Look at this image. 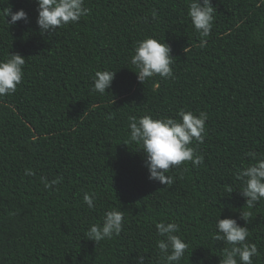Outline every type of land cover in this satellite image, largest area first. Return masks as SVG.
Here are the masks:
<instances>
[{
    "label": "trees",
    "instance_id": "16d2710c",
    "mask_svg": "<svg viewBox=\"0 0 264 264\" xmlns=\"http://www.w3.org/2000/svg\"><path fill=\"white\" fill-rule=\"evenodd\" d=\"M189 3L84 0L88 14L51 36L39 33L36 0L0 3L28 14L13 25L0 15V59H26L16 91L0 97V264H163L160 221L180 225V264H219L229 247L213 239L219 217L248 228L253 262L264 264V199L248 209L236 176L255 163L250 152L264 154V0H211L203 48ZM147 37L170 45L173 77L137 80L130 58ZM97 70L116 71L103 95L91 90ZM182 109L208 114L204 142L190 145L204 161L171 168L174 183L163 185L148 178L139 145L124 144L128 118L178 119ZM85 193H95L94 208ZM114 208L121 233L86 239ZM241 211L251 212L247 222Z\"/></svg>",
    "mask_w": 264,
    "mask_h": 264
},
{
    "label": "clouds",
    "instance_id": "9594fccd",
    "mask_svg": "<svg viewBox=\"0 0 264 264\" xmlns=\"http://www.w3.org/2000/svg\"><path fill=\"white\" fill-rule=\"evenodd\" d=\"M7 0H0L6 3ZM38 16L36 23L41 35H53L58 28H63L70 23H78L81 17L86 16L89 9L84 7V0H36ZM0 15L6 18L8 25L16 24L20 20L27 22L28 14L19 9L15 12L12 8H0ZM155 12L153 18H155ZM188 15L191 23L200 37L201 48L206 46V39L211 34L214 20V8L211 0H190ZM11 19H7V17ZM188 47L184 52H188ZM173 56L171 47L165 40L155 37H147L137 42L130 63L135 67L137 80L144 84L147 80L158 75L163 79L173 77ZM26 59L18 53H10L4 59H0V97L12 95L24 76ZM116 71L97 70L92 81V91L103 95L110 89L115 78ZM178 119L172 117L153 118L145 115L137 118L130 116L128 128L130 133L125 145L135 143L139 145L144 156V165L148 170L149 179L158 181L163 185H172L174 178L167 175L169 170L179 167L181 164L191 161L193 166L203 163V155H198L193 141L198 144L204 142L206 133V120L208 114L200 112L198 115L191 111L180 110ZM249 155L255 163L250 164L236 173L242 181L240 195L245 198L248 209H252L257 202L264 199V154L250 152ZM26 175H33L31 169L25 170ZM46 188L52 184H59L62 177L52 181L42 178ZM232 192L231 189H229ZM95 193H85L83 202L88 208L95 207ZM244 204V205H245ZM251 216L250 211H241L240 218L247 222ZM124 214L117 209H111L104 213L101 223L91 224L85 231L86 239L99 243L105 239L118 236L123 230ZM156 234L158 255L163 264H180L188 249V244L180 236V225L173 222H157ZM216 232L213 239L224 241L229 246L221 256L219 264H254L253 257L260 255L254 243L247 242L249 230L238 224L233 217H220L216 221ZM137 264H144L141 256ZM202 264V262H201Z\"/></svg>",
    "mask_w": 264,
    "mask_h": 264
}]
</instances>
